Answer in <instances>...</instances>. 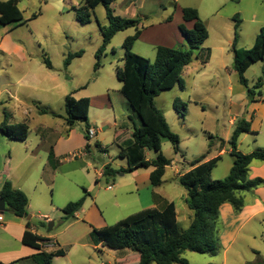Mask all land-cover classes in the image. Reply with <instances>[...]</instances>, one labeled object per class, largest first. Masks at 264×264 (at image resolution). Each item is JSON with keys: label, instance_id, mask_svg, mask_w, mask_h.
Listing matches in <instances>:
<instances>
[{"label": "rangeland", "instance_id": "374dc122", "mask_svg": "<svg viewBox=\"0 0 264 264\" xmlns=\"http://www.w3.org/2000/svg\"><path fill=\"white\" fill-rule=\"evenodd\" d=\"M81 1L20 0L19 8L25 19L31 18L38 12H41V15L36 20L16 27L4 41V45L9 49H12L13 45L20 47V53H14V56L30 58L32 61L30 72L34 75L40 76V70H43L59 77L60 84H52L50 92L44 93L39 89L30 92L33 98H37L36 101L41 102L43 108L65 117V97L67 95L76 92L73 95L76 99L90 95L98 101L101 96L109 95L108 100L110 99L112 107L109 106L103 110L100 109L102 107L99 104H96L91 107L88 117L90 129L105 128L104 133L99 135L101 141L96 136L86 139V124L84 122H77L74 128L68 132L71 138L66 151H74L77 152V156L80 155L79 158H74L71 155L74 160L61 166V171H69L67 175L69 178L80 177L78 170L81 171L82 177H87L84 171L87 162H91L97 169H101L105 163L111 164L113 160H117L116 164L119 163L118 144L131 139L135 127L141 125L138 116L121 94L122 84L116 76V68L123 66V43L128 36L135 34V29L121 31L113 38L101 59V67L95 71V55L103 41L100 27L108 26L109 19L105 7L100 4L94 10L92 22L88 25H81L77 22L73 10V7L79 5ZM210 3L211 0H182L179 6L190 5L198 9L200 15L205 18L209 12ZM112 8L115 15L123 18L141 19L142 25L148 28L150 35L153 30L157 31L165 27L168 16H174L175 23L179 19V10L174 9L168 0H117L113 3ZM240 8L250 11V14L249 16L245 14L238 16V20H241L239 34L241 35V45H243V48L238 49H249L245 47L252 39L250 37L258 32L257 26L259 24L262 25L261 27L264 26V0H233L232 3H228L221 9L219 17L229 16ZM252 12L258 15L254 24L248 19ZM228 23L224 20L219 28L213 29L210 41L205 45L204 50L194 51L191 64L185 67L181 74L184 88L178 84L175 88L160 93L155 100L156 106L167 119L172 131L180 137L178 150L167 140L162 144V154L171 160V167L167 171L166 185L173 189L172 196L178 203L179 225L182 230L188 228L185 211L189 213L191 210L187 206H183L186 190L179 184H175L173 187L174 184L170 181V177L173 175L172 171L190 169L195 159L202 155L208 158L210 150L213 154H218L222 149H225L226 153L212 170L213 180L225 179L233 164L230 140L237 123L242 119L252 121V131L258 134H242L238 142L239 150L248 154L258 148L264 149V84L258 89H254L259 79L263 77L264 60L252 65L245 74L249 88L254 89L255 98L260 100V102L254 103L249 97L247 89L240 84L239 75L234 70L232 46L224 41L223 34H221V30H225L229 26ZM234 23H236L235 20ZM5 32H9V29H6ZM162 40V38L138 40L134 45L133 52L154 61L158 47L156 42H162ZM170 44L174 48L189 49V44L184 37L182 43L174 40ZM209 44L213 48L211 60L205 59L207 48H211L208 46ZM80 50L84 51V55L74 59L66 67L67 56ZM8 55L11 54L0 50V58ZM44 57L50 59L52 70H48L44 65ZM22 90L26 93L29 92L24 87ZM176 98H180L186 104V116L183 119L173 108ZM105 102L107 105V100ZM29 105L31 106L28 111L35 113L36 118L42 120L46 125L45 127L42 123L41 133L47 129L45 135L47 133H52L54 136L56 134L67 135L64 118L55 117L52 113L40 116L35 105L31 102ZM13 114L15 116L17 114L19 117L20 112L15 109ZM115 117L117 127L114 126ZM38 128V125L32 124L30 129V131L32 130V139L36 135L40 136V133L36 134ZM120 128L123 130V135L117 140L115 131H119ZM5 141L8 146L23 147L17 140ZM97 144L103 146L106 152L98 150ZM87 145L92 147V155L89 157H85L81 153L82 151L86 152ZM83 146L85 148L81 149ZM4 150L7 157L11 149L6 146ZM146 157L155 160L157 153L153 150H146ZM114 168H117L114 174L116 182L121 181L118 176L123 173L121 165L114 166ZM90 172L93 173V170ZM259 173L263 174L264 172L260 171ZM252 174H254V165L250 168L249 177ZM60 185L58 174L57 178H54V190L49 191V202H54L53 204L56 206L61 204ZM89 186H95V182H90ZM90 192H92V188ZM99 192L101 196L107 197V193L102 187ZM243 198L245 204H250L255 199L264 204V185L259 187V192L253 190L243 193ZM62 209V207L56 208L55 212L50 214L51 219L46 223L55 222V230L65 222V214ZM229 218L230 216L227 217V220L234 224L233 218L230 220ZM37 221L35 215L32 220L33 225L46 234L47 227L40 226ZM226 224V216H221L216 226L215 240L219 247L216 255L188 251L183 254V257L188 260L189 264H247L256 260L257 253L264 258V212L256 215L250 224H247L233 237L228 234ZM102 251L104 253L99 255L104 262L110 261L114 264H138L139 262V255L130 250L113 251L107 248Z\"/></svg>", "mask_w": 264, "mask_h": 264}, {"label": "trees", "instance_id": "16d2710c", "mask_svg": "<svg viewBox=\"0 0 264 264\" xmlns=\"http://www.w3.org/2000/svg\"><path fill=\"white\" fill-rule=\"evenodd\" d=\"M115 1L117 0H84L79 7H73V10L77 22L88 25L92 22L94 10L100 4L106 9L109 25L100 27L103 41L95 55V71L101 67V59L113 38L121 31L136 30L134 35L125 39L123 66L116 68L117 79L122 84L121 94L141 122L139 127H135L132 138L125 140L120 146L119 157L126 159L128 165L126 169H121V172L127 174L137 169L152 168L150 180L154 187H158L163 183L166 168L171 165V160L162 154V140H168L178 150L180 137L172 131L167 119L156 106L155 100L160 93L171 90L178 84L184 88L182 71L192 62L194 51L204 50L203 45L209 37V32L198 9L185 7L182 9L183 21L192 23V28L181 24L179 30L186 38L189 49L158 46L155 60L151 61L133 52L134 45L142 34L141 20L115 15L112 8ZM40 15L41 12H38L31 18L25 19L19 8V0L0 1L2 26L12 24L21 26L36 20ZM234 20L236 22L235 39L232 45L234 70L239 75L240 84L247 89L249 97L254 101L256 96L254 89L264 84V67L263 77L259 79L254 89L249 88L245 74L252 65L264 60V26L261 27L251 48L238 49L240 21L238 18ZM83 55V50L70 53L65 60V66L68 67L74 59L81 58ZM44 64L48 69H53L48 57H44ZM90 105L91 100L88 97L76 99L73 94L65 97L64 119L67 131L70 132L77 122H84L87 140L90 139L88 125ZM36 107L40 114L50 112L40 103H37ZM173 108L180 118H185L186 104L180 98L175 99ZM0 131L8 138L17 141H25L29 135V127L25 123L14 125L2 123ZM242 134L257 135L252 131L251 121L242 119L233 131L230 140L233 165L225 179H212V170L220 160V156L204 162L205 155L195 159L191 164L192 169L179 178L180 185L187 192L188 208L193 212L192 222L187 229L180 228L176 206L170 203L162 210L147 209L105 228H94L91 233L94 242L103 244L114 251L130 250L137 253L138 264H189L183 257V254L188 251L215 256L219 249L215 236L221 206L228 203L232 205L234 212L240 213L245 206L243 193L264 185L263 178L249 179L250 165L254 161L264 162V149L258 148L248 154L239 151L238 142ZM96 146L99 147L98 144ZM89 149L90 145H87L85 150L89 151ZM146 150L156 152L157 158L152 161L146 159ZM53 157L54 154L51 152L50 160ZM113 173L115 172L110 166L105 167V175ZM87 196L90 194L85 191L81 199L68 203L62 209L65 221L75 218L76 213L83 208ZM0 198L5 202L8 211L16 217L29 216L28 196L23 191L15 189L10 181H6L1 187ZM43 226L48 229V224ZM30 228L31 224L27 222L22 243L37 252L21 260H26L27 264H52L55 258L65 256V250L59 248L47 252L42 245V242L47 239L32 233ZM248 264H264V260Z\"/></svg>", "mask_w": 264, "mask_h": 264}, {"label": "crops", "instance_id": "0c3cea01", "mask_svg": "<svg viewBox=\"0 0 264 264\" xmlns=\"http://www.w3.org/2000/svg\"><path fill=\"white\" fill-rule=\"evenodd\" d=\"M83 1L84 0H82L79 5L75 7H79ZM168 1L174 7V9L179 10L178 22L175 23L174 16H168L165 27L157 31L153 30L152 35H150L151 33L148 32V28L144 27L141 21L142 34L138 40H143L146 38H162V42H156V44L158 46L166 47H173V45L170 43L174 40L180 41L182 43L183 36L179 32V26L181 24H185L188 28H192V23H184L182 9L191 6L187 4L184 6H179L180 1L182 0ZM232 2L233 0H211L209 12L206 17L203 18L200 15V17L204 20L209 32V37L204 43L203 48L210 41L213 29L219 28L223 24L224 20L229 22V26L226 27L225 30H221V34H223L224 41L228 45H233L235 39L234 19L244 14L249 16L250 11L240 8L229 14V16L219 17L221 9L228 3ZM257 18L258 15L252 12L251 17L248 19L252 24H254ZM261 26L262 25L260 24L257 26L258 32ZM16 27L18 26L14 24L8 26H2L0 24V50L2 52L11 54L6 57L1 56L0 58V125L2 123H6L7 125L25 123L29 127V135L25 141H19L23 147H15L12 145H6L5 140L12 141V139L8 138L0 131V190L6 181H10L15 189L23 191L29 199L27 210L28 215L31 218L29 220V216L27 218H19L9 211L3 213L4 223L0 224V264H12L14 262H17L16 264H27L26 260L21 259L28 258L36 254L37 250L25 246L22 243L27 222H30L31 224L30 230L32 233L44 239H51L57 244V248L65 250V256L55 258L52 264H114L110 261L104 262L102 260L99 254L104 253L102 250L107 249V247H105L103 244H96L94 242L91 234L93 229H102L106 226L116 224L117 222L133 214L147 209L156 208L158 210H162L170 203H174L176 206L177 218L179 222L178 203L172 196L173 189L169 185H166L167 171L171 165L166 168V172L163 177V183L158 187H154L150 180V175L153 170L152 168L137 169L131 173L118 174V176L121 178V181L116 182L117 180L114 178V174L116 173L117 168H114V166L116 167L117 165H121V169H126L128 166L127 160L120 157L119 163L116 164L117 160H113L111 164H103L101 169H97L92 165L91 162H87L85 164L86 168H84L87 177H82L80 170H78L80 177H67L69 171H61V166L66 162H72L74 160L73 157L79 158L80 156H77V152L66 151L68 150L71 136L68 135L67 130H65V132H67L66 136H62V134H56L54 136L52 133H47L45 135L44 133L47 131V129H44V132L41 133V128L43 124L45 125V123L42 120L37 119L35 113L28 111L29 107L31 106L29 105L30 102L35 105L36 109L37 103L41 104V102L36 101L37 98L32 97L30 92H34L36 89L42 90L44 93L50 92L52 84L59 85L60 79L59 77L54 76L52 73H48L49 71L43 70H40V76L34 75L32 72H30V65L32 61L29 57H17L13 55L14 53H20V47L13 45V48L9 49L4 45L5 38L9 35V33H13L12 31H14ZM6 29H9V32H5ZM258 32L254 34V36L250 37L252 39L245 48H251L253 46ZM154 35L158 37H155ZM208 46L211 48H207L205 59L211 60L213 56V48L211 44ZM237 48H243V45H241L240 34L237 42ZM22 87L29 90V92L26 93L24 90H22ZM75 93L76 92H73L71 94L74 95ZM81 97L90 98V111L91 107L96 104H99L102 107L100 109L103 110L106 107H112L110 99L108 100V94L101 96L99 101L90 95H84ZM104 98H107L105 99L108 102L107 105ZM258 102H260V100L254 97V103ZM15 109L20 112L19 117H17V114L16 116L13 114V110L15 111ZM49 113H52L55 117L64 118L58 114H55L54 112L50 111ZM38 114L40 116L43 115L40 114L39 111ZM114 120V126L117 127L118 125L116 117ZM32 124L38 125L39 128L36 130V134L40 133V136L36 135L34 139L31 138L32 130L30 131ZM104 129V127L100 129L96 127V137L100 141L101 139L99 138V135L104 133ZM122 132V128H120L119 131H115V137L117 140L121 135H123ZM255 133L258 134L257 132ZM116 134H118V136H116ZM166 141L167 140L163 139L162 144ZM123 142L118 144L119 153L121 151L120 146ZM6 146L11 149V152H9L7 157L4 154V148ZM84 148L85 147L83 146L81 149ZM91 149L92 147L90 146L89 151H82L81 153L83 156L89 157L92 155ZM97 149L106 152L105 148L101 145H99ZM51 152L54 154L52 160H50ZM225 153V149H222L218 154H213L212 150H210L209 156L208 158H205L204 162H207L218 156H220L221 160V157ZM148 160L152 161L151 159ZM125 164L127 166H124ZM253 165L254 174H252L249 179H254L257 177H262L264 179V173H259L260 171L264 172V162L254 161L250 165V168ZM106 166H110L115 173L108 176L105 175L104 169ZM191 169L192 166L187 170L175 169L172 171L173 175H171L170 181L173 182V187H175V184L180 185L179 178ZM92 170L93 173L90 172ZM58 174L60 176L61 184L59 186L61 199V204H59L60 206L54 205V202H49V191L53 189L54 178L56 179ZM92 181L95 182V186L93 187L89 186L90 182ZM109 186H112L111 190L108 189ZM100 187H102L107 193V197L101 196L99 192ZM91 188L92 192H90ZM85 191H87L90 196H87L83 208L76 213L74 219L69 220L68 222L65 221L64 223L66 224L63 223L59 229L55 230L56 226L54 222V228L52 232L49 233L47 230V233L45 234L33 225L32 220L35 215L38 219L37 223L40 226H43L47 223L45 217L50 220V214L54 213L56 208H64L68 203L81 199L85 195ZM255 191L259 192V188ZM183 203V206L188 207L187 193L183 197ZM262 212H264V204H262L260 200L255 199L250 204H245L243 210L238 213V215H235L236 213L234 212L232 205L228 203L222 205L220 208V217L226 216V230L228 231V234L233 237L237 235L239 231L247 224H250L256 215ZM185 215L188 221L187 227H189L192 222L193 213L192 211L189 213L185 211ZM229 216V220L233 218L232 222L234 224H231V222L227 220V217ZM45 250L47 252L53 251L46 248ZM263 260V256L257 253V258L254 262Z\"/></svg>", "mask_w": 264, "mask_h": 264}, {"label": "built area", "instance_id": "2783aa9c", "mask_svg": "<svg viewBox=\"0 0 264 264\" xmlns=\"http://www.w3.org/2000/svg\"><path fill=\"white\" fill-rule=\"evenodd\" d=\"M96 136V130L94 129H90L89 130V137H95ZM109 190L112 189V186H109L108 187ZM45 220L46 221H49V219L47 217H45ZM4 223V217H3V214L0 213V224H3ZM42 245L44 247V249H50V250H54L57 248V244L52 241L51 239H47L45 241L42 242Z\"/></svg>", "mask_w": 264, "mask_h": 264}, {"label": "water", "instance_id": "95a60500", "mask_svg": "<svg viewBox=\"0 0 264 264\" xmlns=\"http://www.w3.org/2000/svg\"><path fill=\"white\" fill-rule=\"evenodd\" d=\"M7 211H8V209H7V207H6L5 202L2 201L1 198H0V213L3 214V213H5V212H7ZM30 218H31V217L29 216V217H28V220H29ZM53 228H54V222H49V223H48V229H47L48 232H49V233L52 232Z\"/></svg>", "mask_w": 264, "mask_h": 264}]
</instances>
